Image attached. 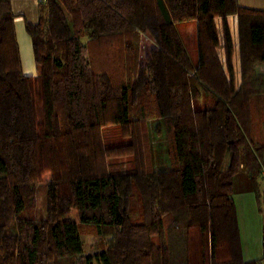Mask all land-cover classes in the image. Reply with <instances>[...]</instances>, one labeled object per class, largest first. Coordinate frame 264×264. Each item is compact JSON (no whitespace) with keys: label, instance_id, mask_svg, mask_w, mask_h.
Instances as JSON below:
<instances>
[{"label":"trees","instance_id":"obj_1","mask_svg":"<svg viewBox=\"0 0 264 264\" xmlns=\"http://www.w3.org/2000/svg\"><path fill=\"white\" fill-rule=\"evenodd\" d=\"M11 2L0 0V264H93L82 225L111 239L101 264H264V228L262 259H244L233 198L254 193L264 214V143L253 138L252 103L264 95L256 71L264 9L238 0H40L38 23L26 24L38 75L27 77ZM230 16L238 19L239 88ZM192 21L196 65L177 29ZM125 38L121 83L95 57ZM144 41L152 48L145 61ZM152 120L156 134L171 135V168L107 173L105 159L128 146L104 147L102 129L128 135ZM41 187L45 212L37 216Z\"/></svg>","mask_w":264,"mask_h":264},{"label":"rangeland","instance_id":"obj_2","mask_svg":"<svg viewBox=\"0 0 264 264\" xmlns=\"http://www.w3.org/2000/svg\"><path fill=\"white\" fill-rule=\"evenodd\" d=\"M87 41V38L82 40L84 44H87ZM183 43H185L184 45L187 44L185 39ZM127 45L128 38H125L122 47L117 43L110 49V51H103L102 53H100L101 50L97 51L99 54L95 57L97 64H99L100 67L103 66L109 68L111 71L110 73H112L114 78L121 83L128 82V73L125 70V63H127L128 66ZM151 50V46L147 41H144L141 55L143 61L146 60ZM235 77L236 86L239 88L242 82V75H240L238 79L235 73ZM252 103L255 113L253 138L255 141L264 143V95L253 97ZM155 123L156 120H152L148 122L147 126L140 124L132 125L128 128V135H124L119 126L112 124L102 129L101 132L104 147L117 148L120 146H128V152L105 159L104 166L107 173L111 175L127 173L140 174L148 171L149 167L152 166L157 171L171 168L172 157L169 155L171 135L166 133L165 128H163V131L160 130L158 134H156L154 128ZM262 183V189L264 190V179L262 180ZM132 204L134 212H132L131 217L133 220H136L141 214V205L137 195L132 200ZM256 204L258 205V202ZM37 207L36 215L39 216V213L44 215L45 192L43 187H41L39 191ZM259 207L260 206L258 205L260 211ZM80 236L83 243L84 257L91 258L93 264H101L98 258L102 253L109 249L110 237L99 235L95 227L83 225L80 227Z\"/></svg>","mask_w":264,"mask_h":264},{"label":"crops","instance_id":"obj_3","mask_svg":"<svg viewBox=\"0 0 264 264\" xmlns=\"http://www.w3.org/2000/svg\"><path fill=\"white\" fill-rule=\"evenodd\" d=\"M240 6L250 9L263 10L264 0H238ZM12 11L16 16L15 30L19 44L23 73L27 77H36L38 75L35 55L32 45V39L26 31V24H37L40 17V0H12ZM234 45L233 67L237 78L241 75L240 48H239V28L236 16H230L227 19ZM235 28V35L232 28ZM216 28L220 41V47L217 49L221 64L226 69V53L224 48V29L223 20L217 18ZM177 29L184 41L186 40V49L193 60V64L198 63L199 44L197 23L186 22L178 23ZM185 44V43H184ZM256 71L264 74V64H257ZM227 77L229 78L228 74ZM264 175V171H263ZM263 187V186H262ZM234 201L238 213L240 236L242 243L243 256L245 261H259L263 257V228L264 214L258 209L257 199L254 193L238 191L234 196Z\"/></svg>","mask_w":264,"mask_h":264}]
</instances>
